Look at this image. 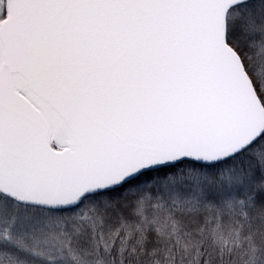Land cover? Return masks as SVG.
Masks as SVG:
<instances>
[{
	"label": "snow or ice",
	"instance_id": "1",
	"mask_svg": "<svg viewBox=\"0 0 264 264\" xmlns=\"http://www.w3.org/2000/svg\"><path fill=\"white\" fill-rule=\"evenodd\" d=\"M0 264H264V0H0Z\"/></svg>",
	"mask_w": 264,
	"mask_h": 264
}]
</instances>
